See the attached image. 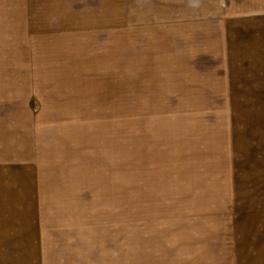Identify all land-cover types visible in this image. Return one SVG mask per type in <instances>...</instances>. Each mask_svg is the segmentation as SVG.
<instances>
[{"label":"rangeland","instance_id":"rangeland-1","mask_svg":"<svg viewBox=\"0 0 264 264\" xmlns=\"http://www.w3.org/2000/svg\"><path fill=\"white\" fill-rule=\"evenodd\" d=\"M0 264H264V0H0Z\"/></svg>","mask_w":264,"mask_h":264}]
</instances>
